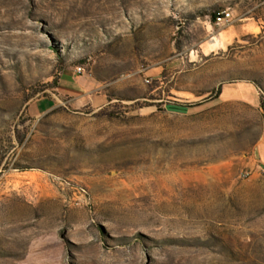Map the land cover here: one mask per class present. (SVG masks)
Segmentation results:
<instances>
[{"label": "rangeland", "instance_id": "obj_1", "mask_svg": "<svg viewBox=\"0 0 264 264\" xmlns=\"http://www.w3.org/2000/svg\"><path fill=\"white\" fill-rule=\"evenodd\" d=\"M263 137L264 0H0V264H264Z\"/></svg>", "mask_w": 264, "mask_h": 264}, {"label": "crops", "instance_id": "obj_2", "mask_svg": "<svg viewBox=\"0 0 264 264\" xmlns=\"http://www.w3.org/2000/svg\"><path fill=\"white\" fill-rule=\"evenodd\" d=\"M58 90L61 95L68 96L75 105L83 104L99 107L106 104V96L105 92L102 91L101 84L84 74L76 75L72 71L64 72L59 81ZM212 98L214 99L215 97H211L206 101L209 102ZM206 101L199 104H203ZM231 101H240L257 108L260 105L261 98L259 90L249 82L222 83L216 104H227ZM196 106L195 104L188 105L181 101L167 102L166 104V107L170 109L181 108L190 110L196 108ZM255 157L264 167V137L255 147Z\"/></svg>", "mask_w": 264, "mask_h": 264}, {"label": "built area", "instance_id": "obj_3", "mask_svg": "<svg viewBox=\"0 0 264 264\" xmlns=\"http://www.w3.org/2000/svg\"><path fill=\"white\" fill-rule=\"evenodd\" d=\"M218 16H220L222 19H218V21H221V22H228L229 19L231 18V13L229 12V10H225L224 12L218 14ZM75 72L78 74V75H82L85 70L82 68V67H77L75 69Z\"/></svg>", "mask_w": 264, "mask_h": 264}, {"label": "trees", "instance_id": "obj_4", "mask_svg": "<svg viewBox=\"0 0 264 264\" xmlns=\"http://www.w3.org/2000/svg\"><path fill=\"white\" fill-rule=\"evenodd\" d=\"M218 19H222L220 16H216V15H214V16H212V23L213 24H216V23H218ZM219 93H220V89H218L216 92H215V98L213 99H211V101H209L207 104H216L217 103V101H218V95H219ZM204 104H200V105H198V107H202Z\"/></svg>", "mask_w": 264, "mask_h": 264}]
</instances>
